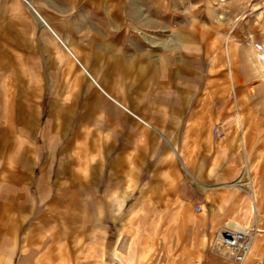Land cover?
Returning a JSON list of instances; mask_svg holds the SVG:
<instances>
[{
  "label": "rangeland",
  "instance_id": "obj_1",
  "mask_svg": "<svg viewBox=\"0 0 264 264\" xmlns=\"http://www.w3.org/2000/svg\"><path fill=\"white\" fill-rule=\"evenodd\" d=\"M34 1L97 83L144 123L41 36L23 2L0 0V264H183V220L189 256L201 238L208 252L231 256L216 235L228 223L250 229L254 216L249 195L224 184L258 161L264 173V0ZM133 121L134 152L122 135ZM157 139L182 172L180 194L165 198L178 212L149 211L164 198L145 196L157 190L138 169L151 167ZM199 162L209 174L217 163L221 175L203 190L189 174ZM230 203L246 206L249 222L213 227ZM254 247L251 261L264 256Z\"/></svg>",
  "mask_w": 264,
  "mask_h": 264
},
{
  "label": "crops",
  "instance_id": "obj_2",
  "mask_svg": "<svg viewBox=\"0 0 264 264\" xmlns=\"http://www.w3.org/2000/svg\"><path fill=\"white\" fill-rule=\"evenodd\" d=\"M23 2L29 13L33 16L35 21L37 22L38 27L40 28L41 36L44 38H47L50 40L54 45H56L58 48L59 46L62 47V49L66 52L67 56H69L70 59H72L75 63L79 65L81 70L85 73V75L91 80V82L96 86L97 90L101 92L108 100H110L114 105L119 107L122 111L128 113L132 118L136 121H140L144 123V121L139 118L134 112L128 108L124 103H121L116 98L112 97L106 90L100 86L97 81L96 77L92 76L88 70H86L83 61L79 59L78 55L71 49L70 45L67 43V41L57 33L56 29L49 23L47 17L42 14L41 9L39 8V5L34 0H16V2ZM144 38L146 37L144 34H140ZM229 37L226 38V51L227 49V43H228ZM166 46L165 44L163 45ZM231 77V81H232ZM250 92V91H249ZM204 117V116H203ZM212 123L213 119L210 120H204V122ZM180 127L181 130H183V119L180 120ZM194 123V122H190ZM154 125L157 128H164L166 126L165 120L162 119H156L154 121ZM131 127L128 129V131H122V135H125L126 141H130L131 143V149L132 152H134L136 149L141 148V141H140V128L138 124H136L134 121L130 125ZM158 134V133H157ZM181 140H183V134H181ZM231 142V140H229ZM229 141L227 142L229 144ZM153 154L151 156V159L147 162L149 165V169H146L143 164H141V168L138 169L140 172H145V170L149 171L148 174H151L149 177L150 182H154L153 186L157 190L154 194L151 192H147L145 194L146 197L150 196H161L164 198V203L158 205L157 207L153 209H149V211L154 212H178L180 211V206H177L176 204H172V200H165L166 197L173 198L175 193V190L177 186L179 187L180 184H178L179 179L182 177L181 170L176 166V163L169 157L163 150L164 146L162 141L160 140H154L152 146ZM123 149V145H122ZM240 151L246 155V145L245 141L242 137L241 144L239 145ZM174 156L175 158L179 159L180 164L182 166L185 165L183 162V159H181V155L177 153L174 150ZM152 160V161H151ZM127 164V162H126ZM146 164V165H147ZM260 162L258 161L256 165L252 166L251 168L246 165L245 168L241 171L240 176L231 183L224 184V187H229L233 189L240 190L242 192H245L250 197V203H251V210L253 213V223L250 227V230L254 231V241L253 246L255 245V249L261 253L264 254V173L258 172V169L260 168ZM145 165V164H144ZM217 163L212 162L211 167V174H209V168L207 164H204L203 162H199L198 166L195 169L194 175L192 173H189L192 178L195 180L199 188H204L203 182H207L209 180L216 181V178H219L221 175L217 174L216 171L219 169L216 168ZM257 165H259L257 167ZM136 169V168H135ZM220 171V170H219ZM215 172V173H214ZM216 174V175H215ZM247 179L248 185L245 184V181H243V178ZM218 181H220L218 179ZM180 189V187L178 188ZM171 191L174 192L171 193ZM180 194V193H179ZM178 194V195H179ZM176 194V196H178ZM211 197L213 199V204L217 206H221L223 203L224 194L220 192L218 189H213V192L211 194ZM200 201H204V195H199ZM189 199L186 196V193L183 192V213L187 211V201ZM133 210L135 208H132ZM132 210V211H133ZM232 217L238 220L243 221L244 223L249 222V216H248V210L246 206H243L238 212L234 211L232 208V204L228 206V208L221 212L218 210L214 217L212 218V225L218 226L225 218ZM238 226V224H236ZM186 221L183 220V264H191L193 259H198L199 263L197 264H234L232 261V257L227 255L225 252L219 253L218 255H214L206 250V242L205 239L202 238L199 240L197 250L195 251L194 256H189L187 252V243H186ZM217 240V239H216ZM252 246V247H253ZM63 257V256H61ZM259 257V258H258ZM254 257L253 261H251L250 257L244 264H254V262L259 261L262 264H264V256H258ZM62 260V261H61ZM61 264H66L65 259L61 258Z\"/></svg>",
  "mask_w": 264,
  "mask_h": 264
},
{
  "label": "built area",
  "instance_id": "obj_3",
  "mask_svg": "<svg viewBox=\"0 0 264 264\" xmlns=\"http://www.w3.org/2000/svg\"><path fill=\"white\" fill-rule=\"evenodd\" d=\"M213 135L218 138L224 136L221 127L213 130ZM196 212H200V207H196ZM254 231L243 226H237L235 223H228L217 234L219 243L225 249L230 251L234 264H244L250 257L254 241ZM254 264H262L259 261Z\"/></svg>",
  "mask_w": 264,
  "mask_h": 264
},
{
  "label": "bare ground",
  "instance_id": "obj_4",
  "mask_svg": "<svg viewBox=\"0 0 264 264\" xmlns=\"http://www.w3.org/2000/svg\"><path fill=\"white\" fill-rule=\"evenodd\" d=\"M226 52H227V51H226ZM227 56H228V55H227ZM229 65H230V64H229ZM245 184L248 185V182L246 181ZM216 239H217V241L219 242V240H218V236H217V235H216Z\"/></svg>",
  "mask_w": 264,
  "mask_h": 264
}]
</instances>
